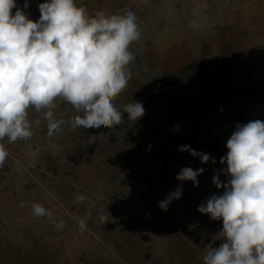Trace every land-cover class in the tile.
I'll list each match as a JSON object with an SVG mask.
<instances>
[{
    "label": "rangeland",
    "instance_id": "374dc122",
    "mask_svg": "<svg viewBox=\"0 0 264 264\" xmlns=\"http://www.w3.org/2000/svg\"><path fill=\"white\" fill-rule=\"evenodd\" d=\"M42 2L17 6L35 21ZM75 2L92 16L130 10L137 18L130 78L112 101L122 122L73 129L82 113L56 98L58 131L49 136L47 110L30 106L32 136L0 139L8 153L0 166V264H204L205 247L223 242L213 243L223 225L198 206L223 193L213 177L227 183L220 161L237 125L264 121V0ZM134 101L145 112L128 120L123 109ZM183 167L204 169L198 186L177 179ZM178 186L180 199L162 210ZM33 204L46 214H34Z\"/></svg>",
    "mask_w": 264,
    "mask_h": 264
},
{
    "label": "clouds",
    "instance_id": "9594fccd",
    "mask_svg": "<svg viewBox=\"0 0 264 264\" xmlns=\"http://www.w3.org/2000/svg\"><path fill=\"white\" fill-rule=\"evenodd\" d=\"M28 6L25 0L24 7ZM39 11L34 21L17 6V0H0V139L12 142L32 136L27 118L30 106L47 110L49 136L58 131L63 121L54 117L56 98L82 113L73 118V129L100 130L121 124L122 111L112 101L126 87L127 66L135 59L129 51L130 44L140 38L134 13L129 10L121 16L99 11L92 16L75 0H43ZM123 112L128 113V120H138L145 109L142 102L134 101ZM178 130L175 125L174 131ZM226 147L220 162L227 166L223 169L227 183L213 177L223 193L213 194L197 209L212 220H222L223 225L213 243L215 239L223 242L219 247L211 243L205 247L204 264H264V121L238 124ZM179 150L198 156L201 163L210 159L187 145ZM7 155L0 144V166ZM203 172V168L183 167L177 179L198 186ZM181 195L182 186H178L158 206L166 211ZM32 208L36 215L46 214L40 204Z\"/></svg>",
    "mask_w": 264,
    "mask_h": 264
},
{
    "label": "trees",
    "instance_id": "16d2710c",
    "mask_svg": "<svg viewBox=\"0 0 264 264\" xmlns=\"http://www.w3.org/2000/svg\"><path fill=\"white\" fill-rule=\"evenodd\" d=\"M230 94V93H229Z\"/></svg>",
    "mask_w": 264,
    "mask_h": 264
}]
</instances>
